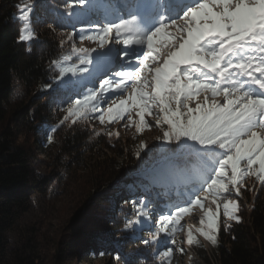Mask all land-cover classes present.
Wrapping results in <instances>:
<instances>
[{
    "label": "snow or ice",
    "instance_id": "snow-or-ice-1",
    "mask_svg": "<svg viewBox=\"0 0 264 264\" xmlns=\"http://www.w3.org/2000/svg\"><path fill=\"white\" fill-rule=\"evenodd\" d=\"M144 2L151 5L153 0ZM155 2L162 10L158 23L146 35L135 25V15L130 20L109 24L104 30V36L108 37L115 29L117 37L125 35V45L146 50L136 54L129 64L130 70L121 71L119 82L108 88L119 92L131 84L132 93L118 103L113 101L106 113L99 114V120L104 122L107 118L112 122L127 115L129 123H135L137 131H142L150 127L145 116H153V106L158 107L155 124L166 125L167 129L157 139L176 143L184 152L162 158L155 170L157 178L166 176L182 179L186 184L199 183L205 193L203 197L195 195L198 189L193 188L194 198L186 206L176 207L173 214L160 217L158 233L173 236L182 215L193 205L203 209L208 194L216 200L231 190L239 194L243 178L249 175L264 186V0H193L182 15L177 13L178 19L163 10L166 6L179 7L176 0ZM86 3L87 0H80V6ZM76 6L67 3L68 10ZM31 13V8L20 10L19 19L24 22L20 42L33 39L28 25ZM101 40L103 46L105 38ZM158 45L169 49L162 59ZM131 55L125 51L121 59L128 60ZM150 62L156 66L152 67ZM201 93L205 94L202 100ZM217 96H222L223 102L215 99ZM194 100L196 105L191 107L189 102ZM99 107L100 100L82 97L74 99L67 112L83 118L97 112ZM133 108L138 109V122L130 115ZM217 150H221L218 159L214 156ZM238 211L237 200L223 201L225 217L239 222ZM200 224L206 227L197 231L216 243L219 205L215 212L206 209ZM194 241L189 229L187 242ZM157 242L158 234L144 244ZM174 245L175 240H170L164 252L166 258H171Z\"/></svg>",
    "mask_w": 264,
    "mask_h": 264
},
{
    "label": "trees",
    "instance_id": "trees-1",
    "mask_svg": "<svg viewBox=\"0 0 264 264\" xmlns=\"http://www.w3.org/2000/svg\"><path fill=\"white\" fill-rule=\"evenodd\" d=\"M34 1H38L41 10L47 11L50 20L51 13L62 18L61 23L47 21L46 24L61 32L65 42L54 35L49 26L33 29V39L20 42L18 13L25 0H0V264H39L28 242H25L24 250L18 252L10 251L9 241V234L30 210L32 194H43L51 185L50 177L39 176L33 167L36 152L51 156L54 165L60 163L67 167L73 164L89 170L93 173L90 178L95 188L107 186L125 192L122 197H106L109 206L107 224L100 227V223H95L88 228L82 222L79 233H84L83 238L71 245L74 249L70 248L74 257L83 253L82 258L89 259L94 255L125 264L124 257L116 250H122L133 238H141L144 245L148 235L158 234L161 217L156 216L157 222L150 231L143 230L145 237L140 235L142 217L152 212V206L138 193L137 186L147 188L148 182L156 176L155 170L160 167L162 158L181 155L184 149L163 140L157 143L155 139L138 141L136 138L130 147L111 141L107 131L93 137L90 123L105 129L107 118L104 122L99 120V114L107 112L104 110L98 109L83 118L71 116L67 108L74 99L94 97L92 87L85 85L88 70L84 63L88 60L74 50V41L66 39L74 34L78 42L84 40V28L79 27L82 23L70 17L74 8L67 9L68 2L80 4V0ZM15 80L35 95L10 106L8 100ZM159 127L167 129L166 125ZM21 136L26 141L20 142ZM133 147H137L140 157L134 156ZM220 151L214 154L216 159ZM148 169L152 173L146 172ZM245 197L247 214L239 215V222L221 225L216 243L211 241L216 264H264V195L257 193L250 198L246 193ZM105 227L107 231H104ZM116 230L124 233L127 241L118 240L114 244L103 235H97L103 232L112 237L111 233ZM168 231L171 232V228ZM104 245L115 250L109 251L103 248ZM153 258L156 264H169L162 250ZM141 261L146 260L142 258Z\"/></svg>",
    "mask_w": 264,
    "mask_h": 264
},
{
    "label": "rangeland",
    "instance_id": "rangeland-1",
    "mask_svg": "<svg viewBox=\"0 0 264 264\" xmlns=\"http://www.w3.org/2000/svg\"><path fill=\"white\" fill-rule=\"evenodd\" d=\"M87 1L88 2L84 6L77 4L70 15V17H73L74 21L78 19L79 22L77 23H82V26L79 27L84 28L82 32L84 40L78 42L74 34L72 36L69 35L66 39L74 41V50L82 53V55L87 58L88 62L86 64L84 63L85 68L88 70L87 77L85 78V85L92 87L94 93L93 99L100 100L99 110L107 111V108L113 101L118 103L121 98H127V96L132 93V87L131 84H128L122 91L115 92L114 89L108 91L110 86L119 82L118 74L121 70L117 69L113 71L114 73L112 72V68L110 71L106 72H104V69L96 70L98 67L97 64L100 63V59L104 54L109 53L111 47L115 48L117 46V40L112 38V35L115 34L110 33L108 37H106L104 36V30L109 24H115L122 19L130 20L133 13L128 12V10L133 11L136 9L135 16H137V20L135 22H138L141 18V8L139 4L144 2V0H131V2L130 0H111L110 2L109 0H105V3L102 2V0ZM118 1L120 2L121 8L117 6ZM38 5V1L34 0H25L21 5V8L24 7L26 10L29 8L32 9L28 21L29 29L33 32L35 28L40 29L49 26L53 34L65 42V37L61 32L53 29L49 24H46L47 21L61 23L60 19L62 18L57 14L51 13L50 20L49 17L46 16L47 11L45 9L41 10V6L39 8ZM104 5L106 8H104ZM95 8L96 10L104 8L106 16L103 15L102 18L98 15L94 16ZM126 8L129 9L126 10ZM19 16L20 11L18 13V18ZM19 21L22 28L24 22L20 19ZM141 29L144 30L142 26ZM113 31L116 33L115 29H113ZM66 36L68 35L66 34ZM101 37L105 38L103 46ZM124 38L125 35L122 34L120 36V41H123ZM158 47H160L161 52L162 47L159 45ZM136 50L137 48L134 50L135 53ZM246 55H254V53H246ZM160 57L162 58L163 55H160ZM130 60L131 59H128V61ZM155 66L156 65L153 64L152 67ZM101 68H104V62H102ZM128 70H130V68ZM145 74L150 75L147 70H145ZM94 75L95 77L93 78ZM105 81L109 83L105 84ZM31 95H35V93H29L19 81L15 80L8 100L9 105L25 102ZM204 95V93L200 94L201 100ZM207 95L209 96V100H211V93ZM219 97L220 96H217L215 99ZM196 102L195 100L190 101L189 104L191 107H195ZM137 111L138 109L133 108L130 115L133 121L138 122L139 117L136 114ZM152 112L153 116H145L150 127H144L142 131H137L135 123H129L127 115L124 119H118L112 122L106 120L105 129L94 123H90L89 128H91V132H93V137L94 134L107 131V135L110 137L111 141L123 145L126 144L130 147L135 138L138 141L141 139L149 141L155 139L158 143V141L162 139H157V137H162L165 130H162L155 124V115L159 112L158 107L153 106ZM24 141H26V138L21 136L20 142ZM33 142H35V140ZM133 148L136 153L134 156L138 158V149L137 147ZM32 164L39 176L50 177L51 185L47 192L43 194H32V203L29 212L24 215L15 229L9 234L10 251H23L25 242H28L27 244L31 248V252L39 259V264H123V261L118 263L112 260V263V261L110 262L107 258H99L94 255L89 257V259L82 258L83 253L77 254L78 256L74 257L76 255L70 252V248L72 249V246L83 238L84 233H79V227H81L82 222H85L88 228L90 225L94 226L95 223H100V227L107 224V209L109 206L106 204V197L115 195H120L122 197L125 195V192L119 189L113 190L107 186H103L99 189L95 188L90 178L93 173L89 170L79 169L77 166H72L73 164L67 167H63L60 163L54 165L53 158L48 154H39L36 152L33 156ZM148 171L152 173L150 169L146 170V172ZM142 172L146 173L145 171ZM196 186H198V188H196ZM193 188L198 189L195 195L205 196L199 183L195 185L186 184L182 179L166 176L158 178L154 176L148 182L147 188L143 189L137 186L138 193L146 198L148 203L152 206V212H147L142 217L140 222L142 224L140 235L145 237V235H143V230L150 231L149 228L157 222L156 216L170 215L175 212L176 207L186 206V203L194 198ZM183 190H186V192H182ZM246 193H249L250 198L257 193L264 195V186L260 185L256 177L252 175L245 176L239 194H237L235 190H231L228 193H224L219 202L208 194L207 198L203 200V209L200 206H192L191 210H189L190 212L182 215L180 224L173 236H169L165 232H159L158 242L149 243L148 245H143L141 238H133L130 242L124 244L122 250L116 251L122 254L125 264H140V262L144 264H156L157 262L153 258L156 253L162 250L164 256V252L169 247V241L175 240L171 258H167L169 264H216L213 243L197 231L201 227H206V225L200 224V216L203 217L206 209H211L215 212L219 205L220 226L236 222L223 215V201L227 199L237 200L239 211L236 214L245 216L248 208L246 205ZM108 225L110 224L108 223ZM189 229L192 230L195 237V241L192 244L187 242V233ZM104 231H107V227H105ZM102 233L97 235H103L108 241L114 244H117L118 240L127 241L123 237L124 233H120L119 230L113 231L111 233L112 237ZM154 235L156 234L148 235L147 239L151 241ZM103 248L109 250L110 247L104 245ZM112 250L115 249H110L109 251ZM142 258L146 261H141Z\"/></svg>",
    "mask_w": 264,
    "mask_h": 264
},
{
    "label": "bare ground",
    "instance_id": "bare-ground-1",
    "mask_svg": "<svg viewBox=\"0 0 264 264\" xmlns=\"http://www.w3.org/2000/svg\"><path fill=\"white\" fill-rule=\"evenodd\" d=\"M102 2H106L105 0H102ZM193 3V0H189V1H186L185 2V8L187 7V6H190L191 4ZM104 8H106V6L104 5ZM97 9V10H99V11H97L96 10V8H95V11H94V16L95 15H98V16H100L101 18L103 17V15L104 16H106V14H105V9ZM182 8H180L179 9V11L180 12H182ZM154 11V10H153ZM180 15H182V13L180 14ZM92 17H93V15H92ZM179 18V16L176 18V19H178ZM141 26L144 28V30H142L141 29ZM138 28L141 30V32L143 33V34H145L146 35V32L148 31V24L147 23H145V22H143V23H140L139 24V26H138ZM169 31H173L174 29H172V28H169L168 29ZM116 36V34L115 35H112V38L113 37H115ZM111 37V36H110ZM173 43H175V41H173ZM116 44H117V42H116ZM162 47V49H161V52H160V55H163V57L167 54V52H168V48H166V47H163V46H161ZM112 48V47H111ZM118 48V47H117ZM130 49H128V52H133V50L131 49V47H129ZM136 49V48H135ZM134 49V50H135ZM145 49L143 48V47H141V46H138L137 47V50H136V53H134L133 54V57L135 58V55L136 54H142V52L144 51ZM114 50H110L109 51V53H105L104 54V56L101 58L102 59V62H104V68H99L98 70H102V69H104V72H106L109 68H110V64L109 63H107L106 61H107V59H109L110 58V60L113 62H115V63H117V62H119V58L117 57V55H115L114 53ZM132 56V55H131ZM162 57V58H163ZM161 58V59H162ZM135 60V59H134ZM132 61V59L130 60V62ZM102 62L100 63V65L99 66H101L102 65ZM130 62H129V64H130ZM150 64H151V66H153V64H155V63H152V62H150ZM134 67V66H133ZM130 67H128V69H129ZM128 69H127V71H128ZM113 71H116V70H113ZM114 73V72H113ZM94 74H95V72H94ZM95 77V75L93 76V78ZM218 101H220V102H223V97L222 96H220L218 99H217ZM196 188H198V186H196ZM182 192H186V190H183ZM191 210V209H190ZM190 212V211H189ZM202 216H200V218H201ZM194 228V227H193Z\"/></svg>",
    "mask_w": 264,
    "mask_h": 264
}]
</instances>
